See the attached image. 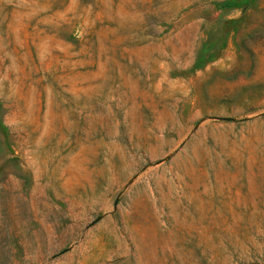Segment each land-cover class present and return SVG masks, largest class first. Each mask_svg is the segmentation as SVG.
I'll use <instances>...</instances> for the list:
<instances>
[{"label":"rangeland","instance_id":"374dc122","mask_svg":"<svg viewBox=\"0 0 264 264\" xmlns=\"http://www.w3.org/2000/svg\"><path fill=\"white\" fill-rule=\"evenodd\" d=\"M0 264H264V0H0Z\"/></svg>","mask_w":264,"mask_h":264}]
</instances>
